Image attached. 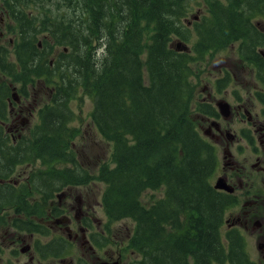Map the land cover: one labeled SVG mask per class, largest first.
Listing matches in <instances>:
<instances>
[{"label": "trees", "instance_id": "16d2710c", "mask_svg": "<svg viewBox=\"0 0 264 264\" xmlns=\"http://www.w3.org/2000/svg\"><path fill=\"white\" fill-rule=\"evenodd\" d=\"M201 1L204 13L189 27L184 19L191 0H0V13L14 22L18 35L15 62L0 45V76H42L53 91L39 110L32 147L10 143L0 127V177L32 155L79 168L63 142L73 133L71 100L80 90L89 94L91 123L112 148L109 163L95 175L105 183L103 206L111 220L134 223L125 249L139 257L129 264H188L189 258L192 264H254L236 236L228 232L226 244L222 240L232 197L213 187L216 150L199 133L192 111L216 116L211 104L194 100V78L206 55L239 41L241 59L262 77L264 57L256 49L264 45L257 24L264 19V0ZM44 33L51 39L43 37L44 46L69 49L51 67L39 62L44 50L37 35ZM175 38L188 51L172 47ZM227 76L217 83L229 81ZM9 88L0 82L1 103ZM6 115L0 108V120ZM62 172L60 180L72 184L89 179L79 174H91L84 168ZM160 188L161 197L141 204L144 189ZM7 189L16 199L21 187Z\"/></svg>", "mask_w": 264, "mask_h": 264}, {"label": "rangeland", "instance_id": "374dc122", "mask_svg": "<svg viewBox=\"0 0 264 264\" xmlns=\"http://www.w3.org/2000/svg\"><path fill=\"white\" fill-rule=\"evenodd\" d=\"M190 4V11L187 17L184 19V22H186L189 27L192 21L200 19V16L204 13V7L201 0H191ZM49 7L54 13L60 15V13L57 12L56 6L52 5ZM0 18L2 19V22L0 21V45L5 47L4 50L6 52L7 60L15 62L17 60L15 51L18 44V35L16 32L17 27H15L14 22L4 13H0ZM43 37L47 42H50L51 40L50 37L45 33L37 35V43L40 42L41 44V46L38 47L39 49L44 50V58L39 62L40 64H45L47 62L51 67L55 62V59L61 54V52L68 53L69 49L64 48L63 46H50L49 44H46V46H44V43H42ZM178 41L180 40L176 38L173 39V41H171V46L175 47ZM238 44L239 41L231 43L226 48L213 52L212 55H206L205 59L199 66L200 71L198 73V77L194 78V100L201 101L202 98L210 94L211 96L209 95L210 98H208V100L214 106H216L218 113L220 112L216 105L217 101L222 99L228 102L230 106L229 114L225 117L219 114L221 117L217 120H219V122L221 123V129L223 131L228 130L231 135L241 134V131L244 133H248L247 129L249 122L246 120V114H244V112L242 115L234 114V112L237 110L236 107L238 105L246 107L251 116L256 119V123L264 122V117L261 112L262 106H264V104L258 98V96H256L257 92H264V84L261 82L260 77H257V72L253 67L254 65L251 62L246 61L245 59H241L242 57L239 55V50L237 51ZM100 50L101 49L98 48V54H100ZM256 50L261 51L264 54V45L257 46ZM261 56L264 57V55L262 54ZM145 72L146 71L144 70V73ZM226 73H228L227 77L229 78V81L223 82L220 86V83H217V80L220 79L219 81H222ZM21 77L18 79V81H15L12 79V77L8 78L0 76V82L5 81L7 85H10L9 91L4 98V111L7 114V118L4 121L5 124L3 129L8 133L9 136H7V138L11 143V138L18 137V133L22 132L20 136L21 138L18 140V142L20 141L21 143H26L27 145H30V147H32V132L34 131L36 125H38L39 123V109H41L44 104H48L51 102L50 95L52 91L51 87L45 82V78L42 76L37 78H26L24 75H21ZM144 77L145 82H147L146 74L144 75ZM23 97L27 99L25 100V102L29 107V111L27 110L18 115V104H16V102L18 99L20 101V99H22ZM92 105V99L89 94L81 90L77 92L75 98L70 102V107L73 111L74 117L69 121L68 124L73 128V133L68 139L65 140V143L63 142V144L65 145L64 149L66 147L69 151L73 150L72 154L75 159H79L83 166L86 167L87 172L89 174L91 173L90 175H84V173H82V175H78L77 177L80 178L89 176V179H87L86 181H81L82 185H77L76 187H78V189H80L82 194L85 196L86 202L92 203L95 209V215L101 221V229L106 230V228H109L110 231L113 229L112 234L110 233L109 238L106 239L107 242L104 243V241H102V243H104L102 244L103 247L101 246V248H98L96 252L101 255L103 254V256H110L113 252L111 249H116L115 242L119 243L121 240H123L125 243L124 247L126 246L132 234L134 223L129 218L111 220L103 206L102 194L105 188V183L98 179L95 175H97L98 169L101 165L109 163L112 148L109 143L105 142L102 139L100 133L91 123L90 112L92 110ZM239 112H241V110H239ZM192 113L194 114V118L197 119L196 127L199 133L207 141L213 142V138L210 136V134H207L208 132H204L205 130L207 131V129H209V132H211L213 135L217 134V131L214 129V127H212L210 123L208 124V122H211L213 118H209L208 121L202 122L201 116L196 115L194 111H192ZM22 118H26L27 122L22 121L23 123H21L20 120ZM14 120H17L16 125L18 126V129H16L15 131L7 130V128L10 127V124H12ZM201 122L202 125H198ZM228 138L230 139V136ZM233 140H227L226 138L223 139L222 143H218L217 146L215 145L217 161H219V163L223 161V148L226 144H228L230 151L233 153L234 160L241 164L246 162V160H248V162L250 163L253 160L254 155H252L249 150L242 151V149L240 150L236 148V142ZM70 166L71 163L58 161L56 159L45 162L42 159H35L34 155H32L29 162L17 165L14 169V173H24L25 175L28 172L33 171L32 175L39 172L41 176L43 174L46 175L47 173H50L53 176L64 177V175L61 173L62 169ZM110 166L114 165L110 163ZM220 172L221 170H218L214 175H212L211 182L213 185L217 180V177L219 175H222ZM225 172L229 174V171L227 169ZM91 175H94V177ZM90 176L93 177V179H90ZM18 177L19 176L14 175L11 178L13 180H18ZM231 180L236 183V180ZM72 192L74 193L75 191ZM21 193L22 201L25 197H27L28 207L30 208L32 213L39 214L45 206L44 196H41L34 185L29 186L28 189L21 190L20 194ZM161 195L162 188L156 190L144 189L139 195V200L142 205L148 206L157 198L161 197ZM41 198L42 200L40 201ZM17 204L18 203L14 204L13 206ZM7 211V213L0 212L1 221L6 220L8 213H10V215L12 214L11 210ZM227 218L230 219V216L226 211L224 216V223L221 229V236L222 240L225 242L224 244H226L225 235L227 231ZM6 229L8 232L14 233L12 228ZM2 234L5 235L4 237H6L5 243L7 244V246L5 251L0 253V264L2 262H6L7 264H24L26 257L23 255V253H20V251L13 252V246L9 248V244L11 243L12 239H15V237L17 236L16 233L11 235L12 239H10V236L8 237V235L1 231L0 236ZM105 236L106 234H104V238H106ZM36 237H40L41 240H45V237L39 234ZM248 243L249 251L253 253L252 259L257 264L263 262L260 259V256L257 255L256 249H254L253 238H248ZM45 246L46 245L41 246V255L39 254V256H42L43 258L54 256L55 254L51 255V253L47 251ZM66 249L65 251L68 250ZM81 252L82 249L80 246H76L73 249V255L75 254L76 256H80ZM123 253V264H129L131 261L139 257L138 256L136 258L137 253L134 250H126V252L123 251ZM48 260L55 261L53 258H49ZM188 264H192L191 258H189Z\"/></svg>", "mask_w": 264, "mask_h": 264}, {"label": "flooded vegetation", "instance_id": "af4514ba", "mask_svg": "<svg viewBox=\"0 0 264 264\" xmlns=\"http://www.w3.org/2000/svg\"><path fill=\"white\" fill-rule=\"evenodd\" d=\"M0 21L2 22L1 18ZM258 23L261 24L262 29H264V19L261 18L260 22H257V24ZM38 46H41L40 42H38ZM259 52L264 55L263 52ZM260 79L264 84V76L260 77ZM258 93H261L260 100L264 104V92H257L256 96ZM52 94L53 91L50 95V100ZM209 95L202 98L201 102L211 104L213 110L216 112V116H201V120L205 122L208 121L209 118H213L208 124L210 123V125L214 127L217 134L213 135L209 132V129L204 132H208L207 134H210L213 138V142L210 143L215 147V150L218 143H222L223 139L227 138V140L234 139L233 141L236 142V148L242 149V151L249 150V152L254 155L250 163L246 160V162L241 164L234 160L233 153L230 151L228 144H226L223 148V161L221 163L217 161L214 174L218 170H221L220 173L222 175L218 177H223L225 182L233 188L232 192L228 193L232 197V203L227 210L230 219H226V233L230 232L236 236L238 240H241L244 245V256L250 262L257 264L252 259L253 253L249 251L248 238H253L254 249H256L257 255L260 256V259L263 261L259 264H264V122L256 123V119L251 116L246 107L238 105L234 114L242 115L243 112L246 114V120L249 122L247 129L248 133L241 131V134L231 135L228 130L223 131L221 129V123L217 120L221 117V114L218 113L216 106L208 100V98H210ZM25 100L27 99L23 97L20 101L18 99L16 102V104H18V115L27 110L29 111V107ZM4 105L5 103L0 102L1 109H4ZM239 110H241V112H239ZM261 112L264 117V106H262ZM22 121L27 122V119L22 118L20 122L23 123ZM0 122V127H2L5 136H9L3 129L5 122ZM16 122L17 120H14L7 130L15 131L18 129ZM202 122L198 125H202ZM21 134L22 132L18 133V137L11 138L14 145L18 143ZM229 136L230 139L228 138ZM63 162L70 163L67 161ZM77 162L80 165L79 168H76L73 163H71L70 167L65 168L78 169L80 171H82L83 168L86 169L79 159ZM226 169L229 171V174L225 172ZM32 172L33 171H30L24 175V173L16 174L13 171L14 175L19 176L18 180H13L11 178L14 176L13 173L9 175L5 174L7 177H0V212L7 213V210H11L12 212L11 215L10 213L7 214L6 220H0V232L2 231L8 235V237L10 236V239H12L11 235L16 233L17 236L15 239H12L9 248L13 246V252L20 251V253H23L26 257L24 264H112L115 262L123 264V251L126 252L123 240L119 243L115 242L116 249H111L113 252L110 256H103V254L96 253L97 249L101 248L102 244L107 242L106 239L109 238L110 233L112 234L113 229L111 231L109 228H106V230L101 229V221L96 217L92 203L86 202L85 196L80 189L76 187L77 185H82V183L77 181L72 184L63 182L60 180L59 176H53L50 173L41 176L39 172L33 175ZM61 173L64 175V172L61 171ZM85 175L88 174L86 173ZM231 179L236 180V183ZM10 185L14 187L20 186L21 190L28 189L29 186L34 185L41 196H44L45 206L42 211L39 214L32 213L28 207L27 197L22 201V193L20 194L21 190L16 199L9 198L10 191H8L7 188H9ZM72 191L75 192L73 193ZM41 200L42 198L40 201ZM13 201L18 204L13 206L16 204H13ZM6 228H12L14 233L8 232ZM28 228H30V230ZM38 234L45 237V240L36 237ZM104 234H106V238H104ZM4 236V234L0 236V253L4 252L7 246L5 243L6 237ZM102 241H104V243H102ZM44 245H46L45 248L51 255H55L46 258L40 257L41 246ZM76 246H80L82 249L80 256L73 255V249ZM65 249L67 251H65ZM137 257L138 255L136 254V258ZM49 258H53L55 261H49ZM1 264L7 263L2 262Z\"/></svg>", "mask_w": 264, "mask_h": 264}, {"label": "water", "instance_id": "95a60500", "mask_svg": "<svg viewBox=\"0 0 264 264\" xmlns=\"http://www.w3.org/2000/svg\"><path fill=\"white\" fill-rule=\"evenodd\" d=\"M174 48L177 51H188V49H189L188 46L186 44H184L183 42H181V41H178ZM216 105H217V107L219 109L220 114L223 117H225V116H227L229 114L230 106H229L227 101L220 99V100L217 101ZM213 186H214L215 189L224 190L227 193H231L232 190H233V188L229 184H227L225 182L223 177H218ZM100 264H107V263H100ZM112 264H119V263L115 262V263H112Z\"/></svg>", "mask_w": 264, "mask_h": 264}]
</instances>
